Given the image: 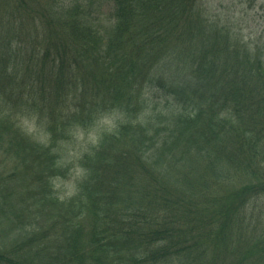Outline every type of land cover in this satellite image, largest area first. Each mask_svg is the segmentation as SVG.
<instances>
[{"label":"trees","instance_id":"obj_1","mask_svg":"<svg viewBox=\"0 0 264 264\" xmlns=\"http://www.w3.org/2000/svg\"><path fill=\"white\" fill-rule=\"evenodd\" d=\"M91 1L0 0V264H264L260 43L202 0Z\"/></svg>","mask_w":264,"mask_h":264},{"label":"rangeland","instance_id":"obj_2","mask_svg":"<svg viewBox=\"0 0 264 264\" xmlns=\"http://www.w3.org/2000/svg\"><path fill=\"white\" fill-rule=\"evenodd\" d=\"M91 2L94 3V16L104 22L111 11L110 2L108 0H92ZM202 6L209 16L217 18V22L222 27H227L239 39H244L247 42L254 40V42L260 43V47L264 51V0H202ZM147 98L146 111L139 116L142 122H145L149 115L161 108L164 109V112L169 111L162 101L152 100L148 96ZM120 120H122V116L116 111L100 118L93 128L77 135L74 148L81 151L89 149L97 143V137L102 130L113 129ZM29 126L31 131H36L34 124L31 123ZM35 137L41 138L37 133ZM69 147L67 146V148ZM72 159L73 156L70 152L64 156L60 164L66 168L65 177H57L54 180L55 189L60 198H67L74 192L75 181L79 177L78 169L74 168L73 163L70 162ZM261 205L264 209V197L258 201L257 206Z\"/></svg>","mask_w":264,"mask_h":264}]
</instances>
